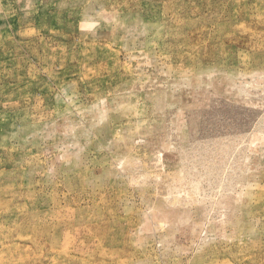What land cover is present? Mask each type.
I'll list each match as a JSON object with an SVG mask.
<instances>
[{
  "label": "rangeland",
  "instance_id": "1",
  "mask_svg": "<svg viewBox=\"0 0 264 264\" xmlns=\"http://www.w3.org/2000/svg\"><path fill=\"white\" fill-rule=\"evenodd\" d=\"M0 264H264V0H0Z\"/></svg>",
  "mask_w": 264,
  "mask_h": 264
}]
</instances>
